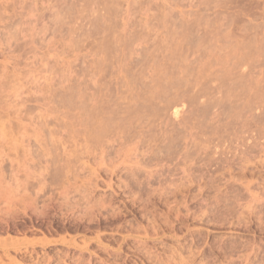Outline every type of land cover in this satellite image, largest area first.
<instances>
[{
	"label": "rangeland",
	"instance_id": "1",
	"mask_svg": "<svg viewBox=\"0 0 264 264\" xmlns=\"http://www.w3.org/2000/svg\"><path fill=\"white\" fill-rule=\"evenodd\" d=\"M0 264H264V0H0Z\"/></svg>",
	"mask_w": 264,
	"mask_h": 264
}]
</instances>
